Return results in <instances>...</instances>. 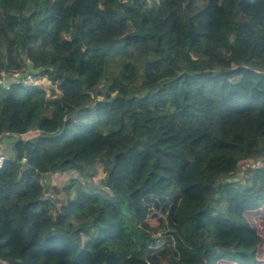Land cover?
Here are the masks:
<instances>
[{
    "label": "trees",
    "instance_id": "1",
    "mask_svg": "<svg viewBox=\"0 0 264 264\" xmlns=\"http://www.w3.org/2000/svg\"><path fill=\"white\" fill-rule=\"evenodd\" d=\"M18 71L52 96L0 86V264H262L264 0H0Z\"/></svg>",
    "mask_w": 264,
    "mask_h": 264
},
{
    "label": "rangeland",
    "instance_id": "2",
    "mask_svg": "<svg viewBox=\"0 0 264 264\" xmlns=\"http://www.w3.org/2000/svg\"><path fill=\"white\" fill-rule=\"evenodd\" d=\"M247 20L246 17L242 18L241 20ZM225 68H229V69H233L234 66L233 64H224ZM27 71H33L32 67H28ZM29 72L23 71V72H16L14 75L7 77V76H2L4 79V82H16V80L21 79L23 82H25V84H38V86L40 85V87L45 91L46 95L48 94L50 97L52 96V93L50 92L51 86L49 85V82H47L46 80H44V78H39V77H34V76H30ZM243 73L241 72L237 77L236 80H240L242 77H246L249 75H242ZM8 85V84H7ZM117 105V103H116ZM116 114L119 113V109H115L114 111ZM38 134V131L36 130H32L30 132H28L26 135H24L25 138L30 139L32 137H35ZM0 141L5 142L4 139H1ZM10 148V149H8ZM6 147L4 145V151L3 154L6 155V153H11L12 150V146L11 147ZM9 150V151H7ZM1 151V149H0ZM7 156V155H6ZM255 159H251L250 161L246 162V166H248L247 170L245 171V175L247 176L250 172V170L254 167L253 165ZM95 168H90L89 169V174H93V178L88 179L86 177H82V176H78L76 173L74 172H68V173H64V174H60V173H49L46 176H44L42 179L44 180L43 183L45 184V187L48 190L47 195H49V197H56V199H58L57 202H55L56 207H60V205L63 202V188L65 186H67L70 182V180L72 179H78L80 182H83L86 185H96L98 184V180L102 177V175L100 173H97ZM59 191V192H57ZM95 191V190H94ZM62 198L61 200L59 199ZM237 222L235 224H232V226H238L239 224H243V223H248L251 225H255L258 228L259 231V235H263L264 234V211L260 210L257 212H254L253 214H251V216H245V217H236ZM110 258L109 255V251L105 250L102 251L101 253L92 256V264H105L108 259ZM262 264H264V261H261ZM221 263V262H220ZM224 264V263H221Z\"/></svg>",
    "mask_w": 264,
    "mask_h": 264
},
{
    "label": "built area",
    "instance_id": "3",
    "mask_svg": "<svg viewBox=\"0 0 264 264\" xmlns=\"http://www.w3.org/2000/svg\"><path fill=\"white\" fill-rule=\"evenodd\" d=\"M5 82H4V79L3 77H0V86H5ZM5 159H6V156L3 155V154H0V168L2 167V165L4 164L5 162Z\"/></svg>",
    "mask_w": 264,
    "mask_h": 264
},
{
    "label": "crops",
    "instance_id": "4",
    "mask_svg": "<svg viewBox=\"0 0 264 264\" xmlns=\"http://www.w3.org/2000/svg\"><path fill=\"white\" fill-rule=\"evenodd\" d=\"M1 140V139H0ZM4 145L8 148V144H7V142H2V141H0V149H1V152H3L4 151V149H2V148H4ZM9 149V148H8ZM10 155V154H9Z\"/></svg>",
    "mask_w": 264,
    "mask_h": 264
},
{
    "label": "clouds",
    "instance_id": "5",
    "mask_svg": "<svg viewBox=\"0 0 264 264\" xmlns=\"http://www.w3.org/2000/svg\"><path fill=\"white\" fill-rule=\"evenodd\" d=\"M0 154H3V152L0 151ZM3 155H5V154H3ZM5 156H6V155H5Z\"/></svg>",
    "mask_w": 264,
    "mask_h": 264
}]
</instances>
